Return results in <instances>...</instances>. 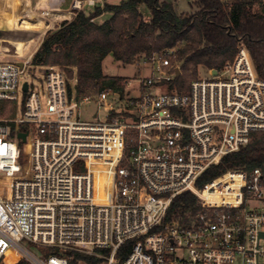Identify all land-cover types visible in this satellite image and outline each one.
<instances>
[{
    "label": "built area",
    "instance_id": "1",
    "mask_svg": "<svg viewBox=\"0 0 264 264\" xmlns=\"http://www.w3.org/2000/svg\"><path fill=\"white\" fill-rule=\"evenodd\" d=\"M100 1L69 0L70 15ZM50 2L37 0L30 22L52 28L59 18ZM172 51L153 55V75L133 80L136 95L123 114L110 89L78 100L59 68L37 71L44 72L38 87L28 61L0 59V101L21 104L16 118H0V174L14 179L7 191L0 186V261L14 252L27 264H68L60 253L71 251L104 264H264V161L196 186L210 165L264 131V79L241 44L215 74L178 90L171 86L180 73ZM85 103L96 107L94 118L100 111L104 118L81 119ZM21 132L28 178H15ZM186 191L198 210L184 223L164 221L172 199ZM131 240L119 262L118 250Z\"/></svg>",
    "mask_w": 264,
    "mask_h": 264
},
{
    "label": "trees",
    "instance_id": "2",
    "mask_svg": "<svg viewBox=\"0 0 264 264\" xmlns=\"http://www.w3.org/2000/svg\"><path fill=\"white\" fill-rule=\"evenodd\" d=\"M261 0H198L199 10L191 15H178L172 4L160 0H121L82 10L70 21H63L54 31H48L30 59L36 68L58 67L67 79L69 95L79 100L98 86V92L110 89L123 95L124 79L103 74L102 63L111 55L116 62L130 65L138 57L151 58L167 50H175L174 61L180 63V73L171 82L184 90L188 70L203 66L220 70L234 58L237 44L245 46L258 75L264 79V7L255 12L253 6ZM149 13L142 17L140 8ZM108 15L102 22L96 19ZM22 160V153L20 161ZM264 161V131L253 132L247 145L227 154L217 164L210 165L197 179L196 186L227 170H251ZM198 210L197 198L189 191L175 196L164 221L184 223ZM134 240L126 242L116 258L123 261ZM107 253L105 250H97ZM48 254L59 253L52 249ZM68 264H101L102 260L78 252H61ZM0 264H27L21 255L7 254Z\"/></svg>",
    "mask_w": 264,
    "mask_h": 264
},
{
    "label": "rangeland",
    "instance_id": "3",
    "mask_svg": "<svg viewBox=\"0 0 264 264\" xmlns=\"http://www.w3.org/2000/svg\"><path fill=\"white\" fill-rule=\"evenodd\" d=\"M2 1L3 0H0V4ZM108 1H114L115 3H118L121 0H108ZM165 1L171 2V1H178V0H160V2H165ZM221 1L230 4L233 0H221ZM197 2H198V0H179L177 2L176 8L174 10L178 15L194 14L199 10V6H198ZM104 3H105L104 0L100 1L98 6H103ZM170 4H172V3H170ZM262 7H264V0H261L260 2L256 3L253 6V10L255 12H261ZM92 10H93L92 8H87V9H85V12H91ZM0 12H1V7H0ZM140 12L142 14V17L145 20L149 19V13L147 12L146 9L141 7ZM107 16L108 15H104V16L96 19L95 22L100 23ZM3 17L6 18V15H4ZM73 18H74V16L71 15V20ZM5 20H6V25L10 26L9 17H7ZM62 22H63V20L60 23L55 24L52 28L48 29L46 31V33L48 31L56 30ZM241 44H242L241 42H238L237 47ZM172 52L173 53L170 56V63L173 66H178L179 70H180V63L174 61V55L173 54H174L175 50H173ZM5 60H10V59H5ZM21 60H22L21 62H23L25 59H21ZM29 66H30V70L37 73L36 74V76H37L36 77V86L43 87L44 86V72H37V71L46 70V68L41 69V68L32 67L30 65V61H29ZM51 67H54V66H51ZM102 69H103V74L106 76L122 77L125 80L124 81L125 86L123 89V95L118 96L119 100L117 98L113 100L114 108L116 110L122 112V114H123V112H124L123 110H127V107L129 106V99L132 96L136 95L135 89H136L137 85H136L135 81H133V80H136V79L141 78V77H147V76L153 75L154 70H157V67L155 66V64L153 63L151 58L145 59L143 56H141V57H138L135 60V62H133L132 64L123 65L120 62H116L113 59V57L111 55H109L104 59V61L102 63ZM180 71H182V70H180ZM209 76H210L209 70L203 66H198L197 70H188L186 75H185L187 84L194 79L209 77ZM127 83H129V85L130 84L131 85L129 86ZM98 86H100V85H97L91 91H88L87 94L89 96H92L93 98H95V96L99 93L98 92ZM20 106H21V104L15 102V101L1 100L0 101V118L1 119H14V118H16L20 113ZM77 111L80 113V117L83 120H94V119H101L102 120L104 118V113L102 111H100V113L98 114V118L93 117V115L96 114V107L91 103L82 104L81 106H79ZM122 114L118 118L120 120H126V117H124ZM19 148H20L21 153H22V160L19 162L20 165L22 166V172L20 174H17L15 176V178H21V177L22 178H24V177L28 178V177H30L29 164H28L29 147H28V144L26 142L25 143L19 142ZM13 180L14 179L5 178L2 174H0V186L6 188V191L9 189L10 183ZM26 247L32 251H37L38 253H41V254L46 253L45 249H38L35 246L29 245V244H26ZM81 254L93 256L87 252L81 253ZM9 255L14 256V255H19V254L14 253V252H10ZM96 258H98V257H96ZM78 264H85V263L78 262ZM101 264H104V263L102 262Z\"/></svg>",
    "mask_w": 264,
    "mask_h": 264
},
{
    "label": "crops",
    "instance_id": "4",
    "mask_svg": "<svg viewBox=\"0 0 264 264\" xmlns=\"http://www.w3.org/2000/svg\"><path fill=\"white\" fill-rule=\"evenodd\" d=\"M7 2L4 8V15L10 19V26L6 25V18L3 19V12H0V59H10V61L21 62L30 61L34 52L40 46L46 29L44 21L36 19L31 21L32 13L37 0H4ZM51 2L46 6L54 12V15L59 20L70 21L71 15L68 9V2L61 7L57 4L62 0H50ZM103 1V0H101ZM105 3L117 4L114 1L104 0ZM179 1V0H178ZM178 1H165L172 3L174 9ZM1 5V4H0ZM188 5V4H187ZM1 7V6H0ZM38 7V6H37ZM33 20V19H32ZM57 21L56 24L61 21ZM29 21L33 26H25L23 22ZM23 24V25H22ZM6 29V30H5ZM26 55V56H25Z\"/></svg>",
    "mask_w": 264,
    "mask_h": 264
},
{
    "label": "bare ground",
    "instance_id": "5",
    "mask_svg": "<svg viewBox=\"0 0 264 264\" xmlns=\"http://www.w3.org/2000/svg\"><path fill=\"white\" fill-rule=\"evenodd\" d=\"M6 5H7V2L6 1H2L1 2V10H2V12H3V15H4V8L6 7ZM3 19H4V17H3ZM23 24H25V26H33L32 24H30V22L29 21H26V22H23ZM22 24V25H23ZM26 56V55H25ZM112 164V163H111ZM114 164H112L111 166H113ZM110 180H111V177H110V175H108V174H106V175H103L102 176V181L104 182V184L106 185V188L109 190V188H110Z\"/></svg>",
    "mask_w": 264,
    "mask_h": 264
},
{
    "label": "water",
    "instance_id": "6",
    "mask_svg": "<svg viewBox=\"0 0 264 264\" xmlns=\"http://www.w3.org/2000/svg\"><path fill=\"white\" fill-rule=\"evenodd\" d=\"M215 70H213V74H215ZM176 75H179V72L176 73ZM24 90H26V84L24 85ZM17 138L21 140V142L25 143L26 140V133H18L17 134Z\"/></svg>",
    "mask_w": 264,
    "mask_h": 264
}]
</instances>
